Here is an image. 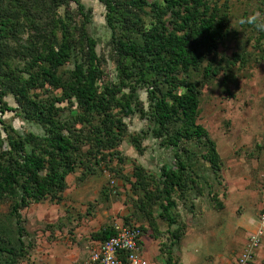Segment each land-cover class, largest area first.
Here are the masks:
<instances>
[{"label": "rangeland", "instance_id": "obj_1", "mask_svg": "<svg viewBox=\"0 0 264 264\" xmlns=\"http://www.w3.org/2000/svg\"><path fill=\"white\" fill-rule=\"evenodd\" d=\"M79 1L89 19L86 31L96 40L104 80L115 82L118 71L104 6L99 0ZM210 1L226 11L222 35L197 66L177 76L198 91L196 122L213 141L220 165L213 169L202 159L207 147L204 140L179 142L191 154L190 174L195 177L188 188L172 193L174 203L168 212L174 221L168 224L158 215L161 198L149 205L146 197L161 184L160 166L174 164L175 147L161 145L160 138L152 137L150 120L137 112L121 116L119 124L110 126L119 141L112 148H101L94 142L106 135L100 132L99 113L92 111L86 121H78L79 108L73 98L57 99L60 87L23 86L27 75L37 70L35 61L46 47L56 48L60 42L57 17L69 25L71 52L55 68V76L59 82L73 83V65L84 60V42L74 28L80 23L74 2L0 0V87H5L2 100L9 107L0 119L20 136H35L26 150L41 148L37 136L46 134L48 124L29 121L22 113V107L28 108L27 98L39 100L51 119L65 122L67 130L61 131L76 146L71 154L74 170L66 175L58 198L30 201L18 210L26 233L20 236L23 255L16 258V264H66L58 253H68L75 245L82 254L92 244V232L120 221L138 224L142 234L153 238L160 251L152 257L156 264H164L166 249L173 264H230L235 258L254 230L264 200V0ZM140 16L144 24L151 20L149 15ZM209 60L214 74L204 70ZM21 89L26 90L25 97ZM182 91L180 87L178 92ZM121 93H127V88L115 97ZM135 94L146 109L144 87H138ZM116 111L111 109L117 118ZM178 124L172 123L170 131L174 133ZM132 135L139 138L140 152L129 140ZM13 200L0 198V224L15 225V217L8 214ZM12 244L18 246L15 241ZM249 264H264V239Z\"/></svg>", "mask_w": 264, "mask_h": 264}, {"label": "trees", "instance_id": "obj_2", "mask_svg": "<svg viewBox=\"0 0 264 264\" xmlns=\"http://www.w3.org/2000/svg\"><path fill=\"white\" fill-rule=\"evenodd\" d=\"M70 1L74 2L75 13L80 19V23L74 26L75 31L84 42V60L73 65V83L59 82L55 76V68L64 63L71 52L69 25L57 17L60 42L56 48L53 45L46 47L35 61L39 65L37 70L27 75L23 86L55 84L60 87L61 95L57 99L69 101L73 98L79 108L78 121H86L92 111L99 113L100 132L106 135L94 142L101 148H112L119 141L111 133L110 126L113 122L119 124L121 116L137 112L140 117L150 120L153 123L150 128L152 137L160 138L161 145L173 146L175 150L174 164L160 166L161 184L153 189L146 201L151 205L161 198L158 215L168 224L172 223L174 218L168 212L174 203L171 195L174 190L188 188L195 177V174H190L191 154L179 142L192 138L204 140L207 147L201 155L202 159L213 169L220 165L213 141L206 129L196 122L198 91L193 83L180 79L177 74L197 66L204 53L213 49L222 35L226 11L220 10V6L210 0H99L104 6L112 60L118 71L117 81L107 83L95 51L96 40L86 31L85 25L89 21L87 12L79 0ZM138 12L149 15L151 20L144 24ZM40 61L45 64H40ZM210 63L211 60L204 70L214 74ZM124 87L127 93L115 97ZM138 87L145 89L146 109L135 94ZM180 87L182 92H178ZM5 93V87H0V114L9 109L2 100ZM21 95L26 96L25 89H21ZM26 104L27 109L22 107L24 118L48 125L46 134L37 136L42 147L30 146L26 150L27 142L35 136H20L0 119L3 131L0 135V198L10 196L14 199L8 214L15 217V225L0 224V264H16V258L23 255L20 236L26 231L19 224L18 210L30 201L58 198V193L65 188L66 175L74 170L71 154L76 146L68 134L61 131L62 128L67 130L65 122L51 119L44 112L45 104L39 100L27 98ZM112 108H117L119 117H114ZM174 122L179 124L173 133L169 127ZM138 139L132 135L129 140L140 152ZM149 224L154 227L152 222ZM111 232V225H105L92 232L91 237L100 240ZM173 237L178 239L179 234H173ZM13 241L18 246L12 244ZM171 244L170 241L168 245ZM165 252L164 264H173L169 250Z\"/></svg>", "mask_w": 264, "mask_h": 264}, {"label": "built area", "instance_id": "obj_3", "mask_svg": "<svg viewBox=\"0 0 264 264\" xmlns=\"http://www.w3.org/2000/svg\"><path fill=\"white\" fill-rule=\"evenodd\" d=\"M256 226L230 264H249L264 239V200ZM106 238L92 241L85 257L71 264H148L141 254L142 230L132 222H115Z\"/></svg>", "mask_w": 264, "mask_h": 264}, {"label": "crops", "instance_id": "obj_4", "mask_svg": "<svg viewBox=\"0 0 264 264\" xmlns=\"http://www.w3.org/2000/svg\"><path fill=\"white\" fill-rule=\"evenodd\" d=\"M152 239H153L152 237L142 234L141 242H140L141 254L147 260L148 264H156L152 260V257L158 256V254L160 253L158 249L159 248L158 244L153 243ZM92 241H94V239ZM68 251H69L68 253L66 252L58 253V255L61 256V258H64V260L66 261L65 262L66 264H71L73 262L82 260L85 257L86 252H87V250L85 251L83 250L81 254L79 249H77L75 245L72 246Z\"/></svg>", "mask_w": 264, "mask_h": 264}]
</instances>
